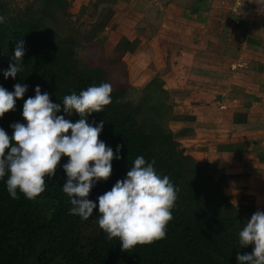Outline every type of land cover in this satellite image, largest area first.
<instances>
[{"label": "trees", "instance_id": "obj_1", "mask_svg": "<svg viewBox=\"0 0 264 264\" xmlns=\"http://www.w3.org/2000/svg\"><path fill=\"white\" fill-rule=\"evenodd\" d=\"M15 2L0 0V16L4 17L0 23V86L12 92L19 83L27 91L16 100L15 109L0 118V128L11 137V124H26L24 102L35 96L37 85L51 102L61 105L57 115L75 123L80 117L64 113L63 97L110 83L112 103L86 119L93 126L104 121L99 139L120 159L112 160V175L96 182L88 199L98 205L97 198L126 178L138 156L146 162L154 160L157 174L167 175L178 192L166 238L122 251L119 239L109 241L100 229L98 207L86 221L69 215L70 199L62 191L68 157L62 156L54 177H45L46 190L34 200L19 191L20 198L11 199L6 174L0 179V264H238L237 252L251 253L254 245L240 248L238 236L252 216L251 209L238 208L224 192L226 175L215 178L174 138L168 128L173 107L163 82L152 78L138 101H131L125 63L121 56L107 58L96 38L100 25L86 38L80 19L77 23L70 20L68 0H26L21 8ZM21 39L23 71L14 79H5L3 73L14 62ZM246 122V113H233L232 124ZM117 145L122 146L118 153ZM259 161L264 163V155Z\"/></svg>", "mask_w": 264, "mask_h": 264}, {"label": "clouds", "instance_id": "obj_2", "mask_svg": "<svg viewBox=\"0 0 264 264\" xmlns=\"http://www.w3.org/2000/svg\"><path fill=\"white\" fill-rule=\"evenodd\" d=\"M3 22L4 17L0 16V23ZM24 55L21 39L14 50V62L3 73L5 79H14L23 71ZM26 91L27 86L19 83L12 92L0 86V118L15 109L16 100L23 98ZM112 92V85L105 82L64 96V113L80 117L73 123L64 115H57L61 105L51 102L49 94H42L37 85L35 96L24 102L22 116L26 124H11V137L0 128V179L7 174L11 199H19V191L26 199L34 200L46 190L45 177H54L62 156L68 157L63 165L67 180L62 191L70 199L69 215L86 221L98 207L100 229L109 241L118 238L121 250L126 251L166 238L178 189L167 175L157 174L154 160L146 162L138 156L126 178L97 198L98 205L88 199L96 182L112 175V160L120 159L99 139L104 121L93 126L86 119L112 103ZM121 147L117 145V153ZM238 236L240 248L254 245L251 253L237 252L238 264H264V211L254 212Z\"/></svg>", "mask_w": 264, "mask_h": 264}, {"label": "crops", "instance_id": "obj_3", "mask_svg": "<svg viewBox=\"0 0 264 264\" xmlns=\"http://www.w3.org/2000/svg\"><path fill=\"white\" fill-rule=\"evenodd\" d=\"M15 1L25 2L26 0ZM68 1L70 3L69 10L71 9L73 14H78L79 17L88 9L92 11L99 6L109 9V20L105 24V21L101 23L98 30L100 33V29H103V34H105V36L98 38H101L106 55V42L112 33V35L114 33L119 35L116 44L125 41L134 43L140 40L133 52L125 53L129 56L133 54L140 60L142 67L137 66L138 73L146 68L149 72L155 70L154 72L159 73L164 65V67L167 66L168 78L173 76L172 73L175 74L173 79H168L172 82L171 86H175V78H178V80H184L186 86L189 87L187 81L194 78L203 81L202 86L204 88L201 90L205 93L209 89L213 90L214 93L219 91L220 94L226 93L225 99L230 105V110L221 109L224 118L221 120L222 122L209 121V114L204 111L206 110L205 107L204 109L201 107V111H204L203 114L192 116L194 122L184 121L182 125L191 129L199 141H207L205 143V150L207 151L202 153H213L224 147L223 145L229 139L222 140L218 137V133L223 132L224 129L227 132H232V137L236 135L247 136L245 139L252 145V148L245 157L247 158L246 161L242 162L238 159L237 163H226L225 167L230 166L228 169L230 173L223 169L220 174L241 176L239 180L236 177L237 184L245 186L247 191L244 192L252 196L249 197L253 199L250 208L252 214L257 210L264 211V163L257 159L255 148L258 140H253L255 137H252L257 136V134L263 136L264 144V0H231L226 11H221V13L215 11L213 16H211V11L216 8L213 4L217 3L218 0L194 2L190 8L185 7L181 10L177 8L179 0H171V3H168L166 7L160 6V0H140L142 3L149 1L152 4L153 2L152 6L157 8L155 12L157 15L168 16L166 24L164 22L159 23L158 32L163 33V35L159 34L151 39L142 38L138 34L146 28V25L139 27L138 24L140 20L142 21L143 18L141 17L144 16L142 15L144 13H137L134 21V25H139L137 28H134V25H127V21H124V17L136 15V12L130 9L132 6L129 0ZM71 1H73L72 7ZM131 18L134 20L133 17ZM170 19L174 20V23H171ZM115 24L119 25L120 28L115 29ZM126 26L132 28L129 35L125 36L122 27ZM195 29L196 32L192 35V30ZM109 33L111 34L109 35ZM113 37L116 38V35ZM213 49L216 51L215 61L209 56V50L213 51ZM125 54L121 55L124 63ZM190 58H192L191 61ZM182 62L186 65L185 70H183L184 65H181ZM128 78L130 82L132 77L129 70ZM172 88L176 94L177 88ZM177 93L180 94V92ZM233 113H246L247 122L232 124ZM262 113L263 117L261 116ZM187 123H191V125H187ZM177 124L180 125V123ZM189 150L191 154L192 149ZM202 153L200 151V154ZM262 155H264V150ZM255 171L261 178L254 183L253 172ZM246 176H249L247 183L243 180ZM224 192L227 195V189ZM228 194L230 200L238 207L237 203L233 201L231 193ZM238 208L249 211L242 206Z\"/></svg>", "mask_w": 264, "mask_h": 264}, {"label": "rangeland", "instance_id": "obj_4", "mask_svg": "<svg viewBox=\"0 0 264 264\" xmlns=\"http://www.w3.org/2000/svg\"><path fill=\"white\" fill-rule=\"evenodd\" d=\"M202 0H179V4L177 5V8L179 10L183 9V8H190L194 2L196 3H201ZM25 2H15L14 4L17 5V7H23ZM72 3L73 1H71V7H72ZM129 3H131V10L136 12V15H132V16H126L124 17V21H127V25L129 26H133L135 23V18L137 17V13L141 14L144 13L142 15H144L142 19V21L140 20L138 22L139 27H142V25H146V28L143 29V31H140L138 34H140L142 36V38L148 39V38H152V37H156L157 35L161 34L163 35V33H159L158 32V27H159V23L164 22L166 24V20H168V16H162V15H157L155 12L157 11L156 7H153V2L152 4L147 1V3H142L140 0H129ZM160 6L161 7H166L168 5V3H171V0H160L159 1ZM231 0H218V2L214 3L213 6H215L216 8L212 9L211 13L213 16L215 11H218L219 13H221V11H226L229 6H230ZM159 6V7H160ZM159 9V8H158ZM88 9V11L84 12V14L79 17L78 14H73V12L71 11V9L69 10V15H70V20H72L73 22H78V18H80V21L82 22V26H81V30L84 31L86 34V38H91V36L93 35V31L104 21V24L107 23V21L109 20V14L107 12V9H105V7L103 6H99L98 8L92 9V11ZM171 16V15H169ZM134 18V20H132V18ZM171 23H174V20L170 19ZM138 26L134 25L133 27L137 28ZM119 25L115 24V29H118ZM120 28V27H119ZM132 27H122L123 34L129 35V33L131 32L130 29ZM197 29V28H196ZM195 30H192V35L196 32ZM99 30V29H98ZM121 31V30H120ZM138 31V30H137ZM100 33L97 34V39L98 41H101V38L98 37H103L105 36V34H103V31L100 29L99 31ZM111 33H109L110 35ZM113 34V33H112ZM110 35L108 41L106 42V51H107V58L110 59H115L121 55H123L124 53H131L134 51L131 50V48H128L130 46L126 45V43H120V44H116V40L119 38V35H117L116 33H114V35H116V38L113 37L114 35ZM181 35H183L181 33ZM161 39H164L163 37H160ZM86 40V39H84ZM83 40V41H84ZM127 40V39H125ZM129 41V40H128ZM139 41H135L134 43H132L133 45L138 46L139 45ZM135 46V47H136ZM126 50V52H125ZM210 57L213 58V61H215V49H213V51H210ZM125 54V55H126ZM124 55V61H125V67L126 69L128 68L129 70V74L131 75L132 79L130 81L131 84V88L130 90L127 92V96L128 98L133 101L136 102L138 101V99L142 96V94L145 92V90H147V83L152 79V78H158L163 82V89L165 90V92L168 94L169 96V102L171 103L173 108V112H172V117L171 120L168 123V128L172 131L174 138L179 142L180 146L189 149H192L191 154H193V156L195 157V159L197 160V162L206 165V167H208V171H210L211 173H213L214 177L217 178L218 175L220 174V172L222 173V170L224 169L226 172H229V168L230 166L225 167L226 163H237L238 159L240 161H246L247 155L249 152H251V148L252 145L250 143L247 142V140L245 139V137L247 136H240V135H236L232 137V132H227V130H223V132H219L218 133V137L222 140L224 139H229L227 140L228 142L225 143L223 146V150H216L213 153H202L203 151H207L205 150V143H207V141H199L198 138H196L195 133L191 132V129H187L184 125H182L184 123V121L186 122H194L195 120H193L192 116L196 115V114H203L204 111H206L209 114V121H220L224 119L222 117V110H230L228 105V102H226V96L224 94H220V91L217 93H214L213 90H210L205 93L204 91H202L201 89L204 88L203 85V81L202 80H198V79H189L187 82L189 83V87L186 86L184 80H178V78L176 79L175 82V86H171V83L168 79H173L172 77L175 76L174 73L172 77L168 78L167 77V73H166V69L167 66L164 67V65L162 66V71L157 73L154 71H148L147 68L142 71L141 73H138L139 70H137V66H140V68L142 67L141 62H139L140 60L137 59L136 57H134V55L129 56V55ZM122 57V56H121ZM192 60V58H190V61ZM181 65H184V63L182 62ZM185 66L183 67V70H185ZM190 68V67H189ZM127 70V73H128ZM165 76V77H164ZM166 78V79H165ZM169 85V86H166ZM185 85V86H184ZM172 87H176L177 88V92H180L175 94V90ZM226 102V103H225ZM243 103H246L243 101ZM201 107L206 110L201 111ZM258 107V106H257ZM262 107V106H260ZM177 109V110H175ZM261 116L263 117V113L261 114ZM227 120V117H225ZM206 119V118H205ZM207 120V119H206ZM174 122V123H173ZM177 123H180L177 124ZM191 123H187V125ZM252 136V135H249ZM255 137L253 140H258L256 143V148H255V153L257 154V159L259 161V157L260 155L263 154V150H264V144H263V136L258 135L257 136H252ZM221 148V147H220ZM200 150L202 154H200ZM190 151V150H189ZM239 154H241L239 156ZM243 156V159H242ZM236 159V160H235ZM242 159V160H241ZM255 164H258L255 162ZM257 169V168H256ZM258 171V170H257ZM230 173V172H229ZM233 174V173H232ZM254 175V183L255 181L257 182L259 178H261V176L258 175V173L255 171L253 172ZM235 177V178H234ZM236 177H238L237 180H239V178H241V176H237V175H226V179H227V186L224 189V191L227 189V195H229L228 193H231L230 195H232L233 201H235V203H237L238 207H248L246 209L251 208V202H252V196H249L246 192H244L245 190L247 191V189H245V186H241L237 184V180ZM264 178V177H263ZM249 176H246L243 178V180L246 181V183L248 182ZM230 191H235V192H230ZM246 193V194H245Z\"/></svg>", "mask_w": 264, "mask_h": 264}]
</instances>
